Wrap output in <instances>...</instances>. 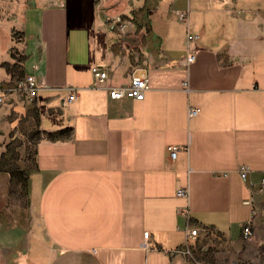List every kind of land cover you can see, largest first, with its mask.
Masks as SVG:
<instances>
[{
	"label": "crops",
	"instance_id": "obj_1",
	"mask_svg": "<svg viewBox=\"0 0 264 264\" xmlns=\"http://www.w3.org/2000/svg\"><path fill=\"white\" fill-rule=\"evenodd\" d=\"M29 1L37 17L20 25V51L36 96L0 107L8 115L34 105L50 135L37 144L28 179L25 257L35 232L46 264H186L168 252L189 227L235 244L243 224L259 222L264 0ZM115 15L124 34L105 29ZM10 29L0 24V37ZM92 65L107 68L111 85L145 74L143 98L109 99L92 86ZM69 87L75 100L64 105ZM167 145L177 146L173 158Z\"/></svg>",
	"mask_w": 264,
	"mask_h": 264
},
{
	"label": "rangeland",
	"instance_id": "obj_2",
	"mask_svg": "<svg viewBox=\"0 0 264 264\" xmlns=\"http://www.w3.org/2000/svg\"><path fill=\"white\" fill-rule=\"evenodd\" d=\"M33 11L29 0L0 2V24L11 27L0 37L1 48H6L0 57V77L12 72L16 78L23 76L24 54L20 47L23 48L24 41L20 25L27 18L36 22ZM17 111L6 115L0 110V264H46L43 255L34 251L35 232L28 240L30 253L25 257L24 231L31 222L28 179L35 168V149L50 135L40 127L34 105ZM192 254L186 264H264V221L260 217L252 225V234L247 239L240 237L235 244L219 247H197Z\"/></svg>",
	"mask_w": 264,
	"mask_h": 264
},
{
	"label": "built area",
	"instance_id": "obj_3",
	"mask_svg": "<svg viewBox=\"0 0 264 264\" xmlns=\"http://www.w3.org/2000/svg\"><path fill=\"white\" fill-rule=\"evenodd\" d=\"M179 19L184 20L183 14H178ZM104 26L107 32H116L124 34L125 23L119 15H115L106 18ZM195 34L187 33V40H194ZM194 58V54L189 52L185 59V64L190 63ZM93 78L92 86L104 87L109 99L120 100L123 98H130L135 100H141L144 96V91L147 88V78L145 74L135 75L130 72L128 81L125 84L111 85L107 83L108 71L104 65H92L90 68ZM37 83L35 77L32 74H25L20 78L16 76H9L8 81L0 80V106L9 105L14 99H21L26 101H32L36 96ZM75 100V89L67 88V95L63 100V104H69ZM199 109L194 106L187 107V115L194 116L198 113ZM176 145H167L166 151L170 158L174 157ZM247 168L245 166L239 167V173L241 179H246ZM260 189L264 188V176H262L258 182ZM177 196L186 197L187 189L178 188L175 192ZM261 219L264 221V211L260 214ZM252 234V222L248 221L243 224L241 228V237L247 239ZM142 237L146 241L149 237L148 231L142 232ZM227 244L222 235L216 230L205 226H191L185 230L184 239L180 247L168 252L169 257L176 255L181 256L185 261L192 257V253L197 247L204 246H217Z\"/></svg>",
	"mask_w": 264,
	"mask_h": 264
},
{
	"label": "trees",
	"instance_id": "obj_4",
	"mask_svg": "<svg viewBox=\"0 0 264 264\" xmlns=\"http://www.w3.org/2000/svg\"><path fill=\"white\" fill-rule=\"evenodd\" d=\"M12 74H15V72L10 73V76H12ZM15 76H16V75H15Z\"/></svg>",
	"mask_w": 264,
	"mask_h": 264
}]
</instances>
